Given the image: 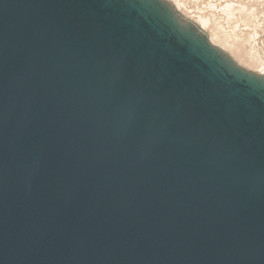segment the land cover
Here are the masks:
<instances>
[{"label": "water", "instance_id": "water-1", "mask_svg": "<svg viewBox=\"0 0 264 264\" xmlns=\"http://www.w3.org/2000/svg\"><path fill=\"white\" fill-rule=\"evenodd\" d=\"M0 264H264V76L168 0H0Z\"/></svg>", "mask_w": 264, "mask_h": 264}, {"label": "rangeland", "instance_id": "rangeland-1", "mask_svg": "<svg viewBox=\"0 0 264 264\" xmlns=\"http://www.w3.org/2000/svg\"><path fill=\"white\" fill-rule=\"evenodd\" d=\"M170 1V0H169ZM196 11V15L207 18V24L201 28L196 16L184 18L194 23L204 31L208 37L214 36L216 31L227 34L231 41L239 45L243 52H252L259 59L258 71L264 68V0H181L183 9L186 10L187 3ZM173 6L175 4L170 1ZM227 3H232L239 9L234 16H230L222 10ZM175 8V7H174ZM240 10L251 13L252 25L241 21ZM198 16V17H199ZM255 31L258 33L255 35Z\"/></svg>", "mask_w": 264, "mask_h": 264}, {"label": "bare ground", "instance_id": "bare-ground-1", "mask_svg": "<svg viewBox=\"0 0 264 264\" xmlns=\"http://www.w3.org/2000/svg\"><path fill=\"white\" fill-rule=\"evenodd\" d=\"M170 1H173V3H175V5L178 8L183 9V5H182L181 0H170ZM222 10L225 11L230 16V18H233V19L236 18V16H234V15L237 12H239V9L236 8L232 3L225 4L223 6ZM238 15H240L241 21L247 23V26L252 25V17L253 16L251 15V13L240 10V13ZM197 22H199V24L201 25V28L203 29V27L207 24V18H204L203 16H199ZM257 34L258 33L255 31V35H257ZM209 38H210V41L213 45L219 47L220 49H222L223 51L228 53L241 66H243L244 68H246L248 70L254 71V72L264 76V68L261 72H259L257 69V68H259L258 64L260 62H259V59L256 58L255 54L252 52H243L241 47L239 45L235 44V42L231 41L227 34L216 31L214 36L213 35L209 36Z\"/></svg>", "mask_w": 264, "mask_h": 264}, {"label": "built area", "instance_id": "built-area-1", "mask_svg": "<svg viewBox=\"0 0 264 264\" xmlns=\"http://www.w3.org/2000/svg\"><path fill=\"white\" fill-rule=\"evenodd\" d=\"M186 2V1H185ZM187 3V6L185 7L186 8V10H184V9H181V8H178L176 5L174 6L175 7V9L177 10V12L182 16V17H184V18H190V17H193V16H196L197 17V19H198V16L199 15H196V11L193 9V8H191L190 6L191 5H189V2H186ZM175 4V3H174Z\"/></svg>", "mask_w": 264, "mask_h": 264}]
</instances>
